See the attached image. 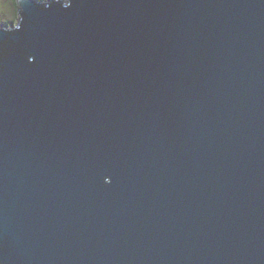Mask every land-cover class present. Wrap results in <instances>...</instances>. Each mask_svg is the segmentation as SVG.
<instances>
[{
  "label": "water",
  "instance_id": "water-1",
  "mask_svg": "<svg viewBox=\"0 0 264 264\" xmlns=\"http://www.w3.org/2000/svg\"><path fill=\"white\" fill-rule=\"evenodd\" d=\"M15 2L0 264H264V0Z\"/></svg>",
  "mask_w": 264,
  "mask_h": 264
},
{
  "label": "rangeland",
  "instance_id": "rangeland-1",
  "mask_svg": "<svg viewBox=\"0 0 264 264\" xmlns=\"http://www.w3.org/2000/svg\"><path fill=\"white\" fill-rule=\"evenodd\" d=\"M16 0H0V25L17 23L18 11ZM42 1V0H39Z\"/></svg>",
  "mask_w": 264,
  "mask_h": 264
},
{
  "label": "trees",
  "instance_id": "trees-1",
  "mask_svg": "<svg viewBox=\"0 0 264 264\" xmlns=\"http://www.w3.org/2000/svg\"><path fill=\"white\" fill-rule=\"evenodd\" d=\"M2 26V25H1ZM3 26H7L6 24L5 25H3Z\"/></svg>",
  "mask_w": 264,
  "mask_h": 264
}]
</instances>
